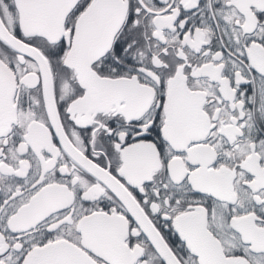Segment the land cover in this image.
<instances>
[{
	"label": "snow or ice",
	"instance_id": "6c2138e0",
	"mask_svg": "<svg viewBox=\"0 0 264 264\" xmlns=\"http://www.w3.org/2000/svg\"><path fill=\"white\" fill-rule=\"evenodd\" d=\"M0 264H264V0H0Z\"/></svg>",
	"mask_w": 264,
	"mask_h": 264
}]
</instances>
